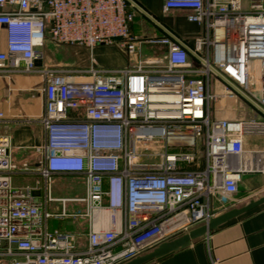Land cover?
I'll list each match as a JSON object with an SVG mask.
<instances>
[{
	"label": "built area",
	"instance_id": "1",
	"mask_svg": "<svg viewBox=\"0 0 264 264\" xmlns=\"http://www.w3.org/2000/svg\"><path fill=\"white\" fill-rule=\"evenodd\" d=\"M243 1L162 0L164 12L192 11L187 20L203 26L189 45L169 30L133 32L145 16L127 0H0V76L46 78L42 160L23 171L44 181L50 202L55 175L82 177L86 196L73 202L85 211L71 216L88 222L85 248L72 234L41 231L54 215L30 188L11 186L10 166L0 175V263L125 264L208 223L215 201H232L243 175L262 171L243 136L264 128V5L250 0L247 11ZM48 41L90 53L116 47L131 64L46 67ZM221 97L261 120L214 116Z\"/></svg>",
	"mask_w": 264,
	"mask_h": 264
},
{
	"label": "crops",
	"instance_id": "2",
	"mask_svg": "<svg viewBox=\"0 0 264 264\" xmlns=\"http://www.w3.org/2000/svg\"><path fill=\"white\" fill-rule=\"evenodd\" d=\"M147 13L156 19L167 30L181 40L193 45L203 34V26L190 23L189 10L163 11L162 0H134ZM250 0H244V9L249 11ZM264 5V0H261ZM143 17V16H142ZM147 20L153 27L146 31L141 28L143 22L136 21L132 30L135 33L165 34L163 30ZM155 31V32H154ZM50 41L46 47L49 57L42 64L46 67L66 66L64 64V49L58 48ZM6 50V33L0 27V51ZM160 51H165L160 48ZM145 48V55L149 54ZM99 68L126 69L131 64L122 51L116 47L98 46L89 55ZM56 61V65H52ZM41 67V63L39 64ZM68 67H82L77 64ZM83 67V68H84ZM46 78L40 73L15 74L10 77L0 76V112L4 118L0 120V175H8L10 166L15 167L11 174V186L16 189H31V197L39 203L43 210L54 217L43 220L40 230L51 233L72 234L79 247L87 246L88 222L85 219L73 217L75 213L85 211L83 203L73 202L74 199L86 196L85 183L82 177L74 175H55L52 178L50 197L44 181L36 174L23 171L37 168L42 160L43 147L46 143L45 129L41 123L44 113L43 89ZM236 120H261L254 109L240 99L236 100ZM244 148L252 152L253 161L262 171L246 173L238 185V191L229 204L216 202L215 215L218 216L232 208L248 204L251 200L264 196V128L247 132L243 136ZM6 156V157H5ZM67 178L78 182L71 183ZM54 182V183H53ZM53 184V185H52ZM79 191L82 195L76 196ZM66 216H62V212ZM0 264H11L2 261ZM149 264H264V205L222 225L205 237L192 242L191 246L161 260Z\"/></svg>",
	"mask_w": 264,
	"mask_h": 264
},
{
	"label": "water",
	"instance_id": "3",
	"mask_svg": "<svg viewBox=\"0 0 264 264\" xmlns=\"http://www.w3.org/2000/svg\"><path fill=\"white\" fill-rule=\"evenodd\" d=\"M132 3L149 21L163 30L165 33L170 34V32L162 26L156 19H154L149 13H147L144 9L140 7L133 0H127ZM171 35V34H170ZM264 205V196L260 197L256 200H251L248 204L238 207L232 208L218 216H215L210 219V221L206 224L200 225L191 229L187 233H183L180 236L173 238L167 242H164L154 248L153 250L140 255L133 260L125 263V264H149L153 261H161L176 252H179L183 249L191 246L192 242L199 240L205 237L208 233L217 230L222 225Z\"/></svg>",
	"mask_w": 264,
	"mask_h": 264
},
{
	"label": "rangeland",
	"instance_id": "4",
	"mask_svg": "<svg viewBox=\"0 0 264 264\" xmlns=\"http://www.w3.org/2000/svg\"><path fill=\"white\" fill-rule=\"evenodd\" d=\"M137 21L143 22L141 24V28H143L144 31L147 32L149 27H153L149 22H147L146 19H144L139 13H137ZM155 32V31H154ZM157 35H163L161 32H157ZM58 48L64 49V57L65 61L64 64L72 65L77 64L82 67L86 66L88 64L90 51L86 48L81 47H70V46H58ZM152 52L154 54L160 56L163 52L160 51V47L152 48ZM45 55L46 58L49 57V54L47 52V48H45ZM57 62L54 61L52 65H56ZM49 67V66H48ZM212 94L214 93H220L221 89H217L215 86L212 85L211 88ZM239 109L238 106H236V99H225L223 97L219 98L216 102L212 104V110L213 115L219 118H228V119H236V112ZM71 183H77L78 181L74 178H67ZM54 183V182H53ZM53 185V184H52ZM76 196H81L82 194L79 191L75 192ZM218 202L223 201L224 204H229L231 201H228L226 199H219ZM215 201V203L217 202ZM214 210H216V206L214 205Z\"/></svg>",
	"mask_w": 264,
	"mask_h": 264
},
{
	"label": "bare ground",
	"instance_id": "5",
	"mask_svg": "<svg viewBox=\"0 0 264 264\" xmlns=\"http://www.w3.org/2000/svg\"><path fill=\"white\" fill-rule=\"evenodd\" d=\"M222 36V32H218V38Z\"/></svg>",
	"mask_w": 264,
	"mask_h": 264
}]
</instances>
